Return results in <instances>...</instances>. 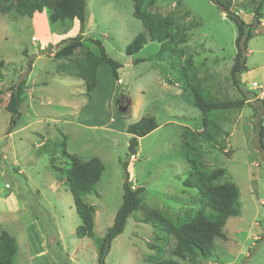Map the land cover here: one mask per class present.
I'll return each mask as SVG.
<instances>
[{
    "label": "rangeland",
    "instance_id": "1",
    "mask_svg": "<svg viewBox=\"0 0 264 264\" xmlns=\"http://www.w3.org/2000/svg\"><path fill=\"white\" fill-rule=\"evenodd\" d=\"M154 1L152 12L174 11L181 24L198 23L182 46L207 93L223 102L248 100L220 121L228 134L223 153L201 147L204 166L224 169V179L237 186L240 213L227 220L224 238L214 239L212 257L197 264H264V148H259L255 129L264 120V0H233L232 11L246 24L253 25L258 5L260 14L247 43L240 89L230 78L236 53L233 21L207 0ZM84 2L82 36L100 41L106 56L122 66L118 81L101 62L86 68L83 80L70 60L67 73L56 72L58 62L52 56L64 41L80 34L78 21L51 24L45 11L31 18L0 16V232L16 242L14 264H146L152 254L148 244L160 233L142 222L141 209L127 218L99 261L126 180L133 188L144 187V206L173 216L196 208V190L183 186L188 164L180 137L183 128L200 129L191 92L165 84L148 63L133 66L134 60L154 54L156 44L125 56V47L141 31L130 0ZM21 80L25 98L8 134L10 114L4 107L10 88ZM146 116L154 117L158 128L138 139L135 156H127L126 128ZM63 137L67 154L82 161L98 158L104 166L95 193L83 197L94 208L92 238L75 237L80 220L72 196L50 166L53 157L62 166L64 160L59 153H38L42 143ZM174 244L172 239L165 248V259H172Z\"/></svg>",
    "mask_w": 264,
    "mask_h": 264
},
{
    "label": "trees",
    "instance_id": "2",
    "mask_svg": "<svg viewBox=\"0 0 264 264\" xmlns=\"http://www.w3.org/2000/svg\"><path fill=\"white\" fill-rule=\"evenodd\" d=\"M130 1L133 7L132 16L141 23V31L125 47V56H135L145 46L156 44L157 50L154 54L146 59L134 60L133 66L148 63L157 70L165 84L191 92L193 107L200 112V129L183 128L180 133L182 153L188 164L184 173L183 186L186 189L196 190L198 199L194 210L186 209L180 215L173 216L144 206V187L133 188L126 181L123 185L122 202L117 216L100 248L99 261H102L110 240L123 231L127 218L141 209L142 222L160 233L153 244H148L152 254L145 258L146 264H197L198 260L207 261L212 257L214 239L224 238L222 229L227 220L237 217L240 213L237 186L224 179V169L210 170L204 166L201 147L205 146L223 153V139L228 134L222 129L220 121L226 112L240 111L248 100L243 98L234 102L218 101L211 97L195 79L192 61L185 57L182 45L188 41L187 33L198 23L181 24L174 11L165 15L152 12L150 8L154 5V0ZM207 1L214 4L235 25L236 53L230 68V78L232 83L240 89L238 78L246 72L245 54L247 43L252 37V26L260 24L259 5L255 8L253 25H248L232 11L233 0ZM44 11L48 14L51 24L76 20L81 28L78 36L64 41L61 48L52 56L53 60L58 62L56 72L67 73V66L73 61L78 66L77 77L83 80L81 77L83 71L101 62L109 66L116 81L120 80L118 70L122 66L106 56L100 41L92 39L85 41L82 36L81 30L86 19L84 0H0V16L13 14L16 17L31 18L34 14ZM87 42L90 46L86 45ZM67 60H70L69 64ZM9 91L8 101L4 107L10 114L8 134L20 117L19 109L25 98L24 81L21 80ZM263 123L264 120L261 118L255 127L261 149L264 148ZM157 128L155 118L149 116L142 117L138 122L129 125L126 128V133L130 135L127 156H135L138 139L147 136ZM65 145L64 137L55 143H42L38 153L49 151L53 153V156L59 153L60 158L64 160L62 166L53 157L50 160V166L62 179L72 196L73 205L80 220V226L74 232L75 237L77 239L92 238L94 208L86 205L83 197L95 193V187L100 181L104 166L98 158L82 161L76 156L67 154L64 150ZM224 154L229 156L227 153ZM172 239L175 241L171 252L172 259H165V248L170 245ZM16 253L17 245L14 238L4 231L0 232V264H14Z\"/></svg>",
    "mask_w": 264,
    "mask_h": 264
},
{
    "label": "water",
    "instance_id": "3",
    "mask_svg": "<svg viewBox=\"0 0 264 264\" xmlns=\"http://www.w3.org/2000/svg\"><path fill=\"white\" fill-rule=\"evenodd\" d=\"M127 181V180H126Z\"/></svg>",
    "mask_w": 264,
    "mask_h": 264
}]
</instances>
